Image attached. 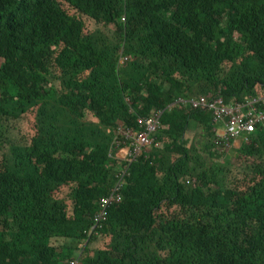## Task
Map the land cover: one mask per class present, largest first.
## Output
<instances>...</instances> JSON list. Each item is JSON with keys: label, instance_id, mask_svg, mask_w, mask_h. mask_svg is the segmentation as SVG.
I'll return each instance as SVG.
<instances>
[{"label": "trees", "instance_id": "trees-1", "mask_svg": "<svg viewBox=\"0 0 264 264\" xmlns=\"http://www.w3.org/2000/svg\"><path fill=\"white\" fill-rule=\"evenodd\" d=\"M262 114L264 0H0V264H264Z\"/></svg>", "mask_w": 264, "mask_h": 264}, {"label": "built area", "instance_id": "built-area-1", "mask_svg": "<svg viewBox=\"0 0 264 264\" xmlns=\"http://www.w3.org/2000/svg\"><path fill=\"white\" fill-rule=\"evenodd\" d=\"M194 107H215L211 108L214 109L215 113L219 118L229 117L228 121L225 122V127L220 128L216 127L215 130H218L219 133L222 135L221 137L226 139L227 141L232 137H238L243 132H251L255 128L256 123V110L248 108L247 110H243L240 107L234 106H225L218 108L216 103H208L206 97L200 96L198 98L191 100ZM161 113L158 112L153 115L152 118L146 120V132L138 137L139 145L138 147L145 146L149 144V135L152 132H156L158 128H160V120H161ZM264 118V114L261 115V119ZM151 140V139H150ZM138 150V149H137ZM138 151H136L137 153ZM83 251H78L76 253L75 258L71 261V264H82L81 257Z\"/></svg>", "mask_w": 264, "mask_h": 264}, {"label": "rangeland", "instance_id": "rangeland-1", "mask_svg": "<svg viewBox=\"0 0 264 264\" xmlns=\"http://www.w3.org/2000/svg\"><path fill=\"white\" fill-rule=\"evenodd\" d=\"M186 136H187L189 139H193L194 136H195V132L189 131V132L187 133ZM235 142H236V145L239 146L240 143H241V140H237V141H235ZM235 142H234V145H235ZM236 145H235V146H236ZM232 157H233V158L231 159V162L235 163V162H238V161H239V158H237L235 155H233ZM108 242H109V241L106 240V244H107ZM97 246L103 248V242L100 243V244L97 245Z\"/></svg>", "mask_w": 264, "mask_h": 264}, {"label": "bare ground", "instance_id": "bare-ground-1", "mask_svg": "<svg viewBox=\"0 0 264 264\" xmlns=\"http://www.w3.org/2000/svg\"><path fill=\"white\" fill-rule=\"evenodd\" d=\"M93 231V230H92ZM92 236V235H91Z\"/></svg>", "mask_w": 264, "mask_h": 264}]
</instances>
